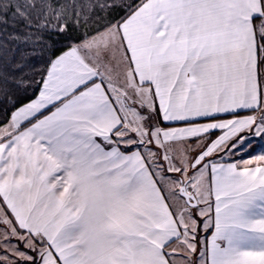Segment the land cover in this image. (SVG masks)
I'll use <instances>...</instances> for the list:
<instances>
[{
    "label": "snow or ice",
    "instance_id": "obj_1",
    "mask_svg": "<svg viewBox=\"0 0 264 264\" xmlns=\"http://www.w3.org/2000/svg\"><path fill=\"white\" fill-rule=\"evenodd\" d=\"M0 264H264V0H0Z\"/></svg>",
    "mask_w": 264,
    "mask_h": 264
},
{
    "label": "crops",
    "instance_id": "obj_2",
    "mask_svg": "<svg viewBox=\"0 0 264 264\" xmlns=\"http://www.w3.org/2000/svg\"><path fill=\"white\" fill-rule=\"evenodd\" d=\"M255 143H256L257 151H259L261 145H260L259 141H256Z\"/></svg>",
    "mask_w": 264,
    "mask_h": 264
}]
</instances>
